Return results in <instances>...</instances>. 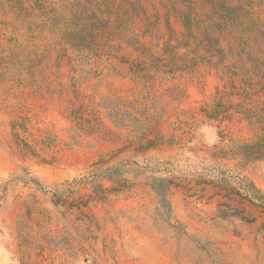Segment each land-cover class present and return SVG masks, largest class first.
Here are the masks:
<instances>
[{
  "label": "rangeland",
  "instance_id": "obj_1",
  "mask_svg": "<svg viewBox=\"0 0 264 264\" xmlns=\"http://www.w3.org/2000/svg\"><path fill=\"white\" fill-rule=\"evenodd\" d=\"M0 264H264V0H0Z\"/></svg>",
  "mask_w": 264,
  "mask_h": 264
},
{
  "label": "trees",
  "instance_id": "obj_2",
  "mask_svg": "<svg viewBox=\"0 0 264 264\" xmlns=\"http://www.w3.org/2000/svg\"><path fill=\"white\" fill-rule=\"evenodd\" d=\"M82 43V42H81ZM156 193H157V196L159 197V200L161 202V200H164V198L166 197L167 195V192H168V186L165 188V190L162 192V191H157L155 190Z\"/></svg>",
  "mask_w": 264,
  "mask_h": 264
}]
</instances>
